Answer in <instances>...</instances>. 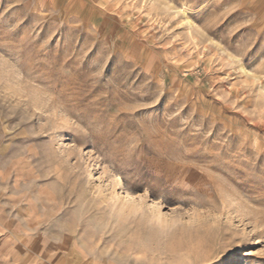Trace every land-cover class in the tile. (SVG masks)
Masks as SVG:
<instances>
[{
	"label": "rangeland",
	"instance_id": "374dc122",
	"mask_svg": "<svg viewBox=\"0 0 264 264\" xmlns=\"http://www.w3.org/2000/svg\"><path fill=\"white\" fill-rule=\"evenodd\" d=\"M264 0H0V264H264Z\"/></svg>",
	"mask_w": 264,
	"mask_h": 264
},
{
	"label": "snow or ice",
	"instance_id": "6c2138e0",
	"mask_svg": "<svg viewBox=\"0 0 264 264\" xmlns=\"http://www.w3.org/2000/svg\"><path fill=\"white\" fill-rule=\"evenodd\" d=\"M260 56H264V52L259 54ZM260 255H264V252L260 253ZM230 254H226L220 261V264H228Z\"/></svg>",
	"mask_w": 264,
	"mask_h": 264
}]
</instances>
